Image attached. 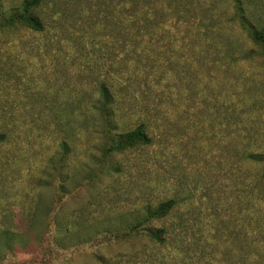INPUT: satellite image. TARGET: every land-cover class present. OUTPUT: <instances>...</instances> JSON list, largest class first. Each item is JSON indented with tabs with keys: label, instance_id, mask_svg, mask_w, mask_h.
Instances as JSON below:
<instances>
[{
	"label": "rangeland",
	"instance_id": "374dc122",
	"mask_svg": "<svg viewBox=\"0 0 264 264\" xmlns=\"http://www.w3.org/2000/svg\"><path fill=\"white\" fill-rule=\"evenodd\" d=\"M22 1L0 0V264H198L200 236L241 222L228 150L248 130L235 122L253 124L264 149V47L232 0H216L213 79L198 64L208 47L198 46V0H165L160 11L152 0H41L43 29L3 25ZM241 1L249 22L264 21V0ZM100 83L113 100L110 131ZM253 97L256 110L239 112ZM140 124L150 144L105 153L108 137ZM170 198L166 217L143 224L167 229L161 247L101 232ZM68 225L73 234L58 231ZM258 250L252 263L264 264Z\"/></svg>",
	"mask_w": 264,
	"mask_h": 264
},
{
	"label": "trees",
	"instance_id": "16d2710c",
	"mask_svg": "<svg viewBox=\"0 0 264 264\" xmlns=\"http://www.w3.org/2000/svg\"><path fill=\"white\" fill-rule=\"evenodd\" d=\"M165 0H152L153 4H158L161 10L163 2ZM177 2V0H174ZM211 7L205 8L202 2L198 0V13H202V16L198 15V46L205 42L208 47H202V51H198V64L205 66L207 73L211 67H215L218 58L215 59L210 52V48L215 47L213 38L218 37V31L212 26L213 24V13L207 14L216 5V0H208ZM235 14L239 17V22L246 30L249 38L254 45L264 47V21L257 24H253L247 20L244 15L243 2L241 0H232ZM41 3V0H23L20 6L13 10L3 20V25L10 27L24 26L36 30L43 29V24L36 10ZM170 5V4H169ZM175 10H179L178 4L175 6ZM155 13V12H154ZM204 19H207L204 22ZM202 25L205 27L203 33H201L199 27ZM211 34V36H210ZM264 50V49H263ZM208 52L205 53V52ZM256 51V50H255ZM253 52V51H250ZM231 62L236 61V56H229ZM211 66V67H210ZM198 65V74L199 68ZM209 78L216 79V75L208 73ZM212 80V79H210ZM209 80L206 81L203 87L208 88ZM199 82V80H198ZM209 89V88H208ZM214 87H211L209 93L214 96ZM200 89H198L199 91ZM100 98L99 106L103 109L104 115L107 118L106 125L108 131L111 129L113 122L112 113L110 110V104L113 102L110 97V90L105 83L99 84ZM236 97L239 93H235ZM208 96L203 95L200 99L205 102ZM199 99V97H198ZM257 100L253 97V101L240 102L242 108L238 111H246L247 114H252L256 110L255 104ZM254 105V107L252 106ZM246 105V106H245ZM218 106H213L211 109L217 111ZM201 109V108H199ZM207 106L205 110L209 111ZM236 109V107L234 108ZM238 115L234 116L235 120ZM242 120H239V123ZM237 122V121H236ZM236 127H242L247 129V143L242 146L239 140V133H236L231 140V149L228 150L230 158V178L233 181L235 187L234 203H237L238 212L240 215V224L237 227L236 223L225 221L221 226L218 227V223L214 224L210 230L202 228L201 233H206L198 239V264H253L255 258L260 257L259 248L264 244V149L262 144L259 142L260 133L254 129L253 124L248 127L237 125ZM4 139V135L0 133V142ZM152 142L151 136H149L144 124L137 125L135 128L115 134L114 137H108V143L105 146V153H121L126 150L135 148L136 146L150 144ZM241 145V146H240ZM226 147L223 148L225 152ZM175 204L173 198L161 201L154 208L145 210V213L138 219L132 222H127L123 227H111L105 226L101 229L103 234H112L113 236L119 237L122 235H134L137 239H149L152 247H161L169 241L167 229L164 226H155L147 228L143 224L148 221L162 220L171 211ZM224 222V221H223ZM117 229H123V231H116ZM59 232L74 233L72 226L59 227ZM7 245L11 246V242L15 239V236L8 231H3ZM70 234V235H71ZM61 235V234H60ZM244 257V258H242ZM101 263H104L103 260ZM113 263V262H112ZM105 264V263H104Z\"/></svg>",
	"mask_w": 264,
	"mask_h": 264
}]
</instances>
